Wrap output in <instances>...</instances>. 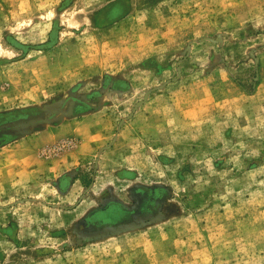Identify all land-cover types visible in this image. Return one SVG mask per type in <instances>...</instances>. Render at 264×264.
I'll return each instance as SVG.
<instances>
[{"label":"rangeland","instance_id":"rangeland-1","mask_svg":"<svg viewBox=\"0 0 264 264\" xmlns=\"http://www.w3.org/2000/svg\"><path fill=\"white\" fill-rule=\"evenodd\" d=\"M0 264H264V0H0Z\"/></svg>","mask_w":264,"mask_h":264},{"label":"built area","instance_id":"built-area-1","mask_svg":"<svg viewBox=\"0 0 264 264\" xmlns=\"http://www.w3.org/2000/svg\"><path fill=\"white\" fill-rule=\"evenodd\" d=\"M69 145H70V140L64 139V140L58 141L57 143L52 144L49 147L44 148L43 152L59 150V149H62L64 147H67Z\"/></svg>","mask_w":264,"mask_h":264},{"label":"flooded vegetation","instance_id":"flooded-vegetation-1","mask_svg":"<svg viewBox=\"0 0 264 264\" xmlns=\"http://www.w3.org/2000/svg\"><path fill=\"white\" fill-rule=\"evenodd\" d=\"M141 205H142V204H141ZM150 205H151V203L149 204V206L146 205L145 207L148 208V207H150ZM140 208H141V206H140L138 209H140ZM138 209H137V210H138ZM142 209H143V208H141L140 210H142ZM132 215H133V214H131V216H132Z\"/></svg>","mask_w":264,"mask_h":264},{"label":"water","instance_id":"water-1","mask_svg":"<svg viewBox=\"0 0 264 264\" xmlns=\"http://www.w3.org/2000/svg\"><path fill=\"white\" fill-rule=\"evenodd\" d=\"M96 227V226H95ZM100 227H103V226H100ZM97 228H98V226H97Z\"/></svg>","mask_w":264,"mask_h":264}]
</instances>
